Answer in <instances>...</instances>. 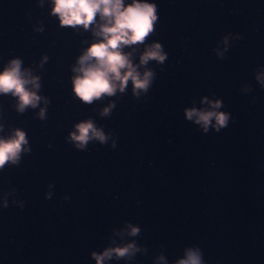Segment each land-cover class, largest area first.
<instances>
[{"label": "clouds", "instance_id": "1", "mask_svg": "<svg viewBox=\"0 0 264 264\" xmlns=\"http://www.w3.org/2000/svg\"><path fill=\"white\" fill-rule=\"evenodd\" d=\"M51 13L58 18L61 26L73 28L81 26L91 31L95 39L91 41L77 58L76 66L72 68L75 75L72 77V90L76 97L85 103L100 99L102 96H112L117 90L123 92L128 81H131L133 93L137 90L146 91L151 84L154 73L145 68L141 73L136 64L132 62L131 52L124 51L125 47L132 48L142 44L146 37L153 31L157 19L156 7L147 0H51ZM225 45L227 38H224ZM217 52V55H220ZM166 56L159 43L146 46L139 56V64L147 65L150 60L163 62ZM257 79L260 76L257 75ZM40 87L39 77L32 75L30 70L22 67L19 58H12L6 66L0 69V94H11L16 97V109L23 112L26 107H36L44 99L37 94ZM206 99V98H203ZM47 103V100H44ZM210 109L198 110L185 109V116L194 119L204 131L214 120L217 130L227 124L228 114L216 111L221 102L207 101ZM109 113V107L102 110L103 115ZM41 119L45 112L41 108ZM75 131L69 132V137L77 148H84L91 139L101 143L107 140L105 134L94 126L91 120H84L74 125ZM25 133L14 129L7 137H0V169L6 163H17L22 151H27ZM49 194L46 193V196ZM140 229L128 225L127 233L131 236L139 234ZM140 249L134 243L123 244L118 247L106 248L101 253H92L96 264L104 260L130 257ZM158 259L165 264L164 257ZM176 264H203L198 248H188L184 257L177 260Z\"/></svg>", "mask_w": 264, "mask_h": 264}]
</instances>
